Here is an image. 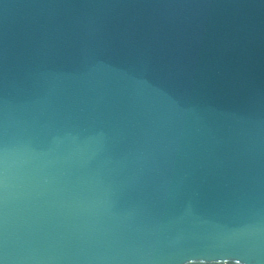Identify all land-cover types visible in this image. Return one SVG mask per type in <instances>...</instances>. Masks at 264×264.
I'll list each match as a JSON object with an SVG mask.
<instances>
[{
  "label": "water",
  "instance_id": "1",
  "mask_svg": "<svg viewBox=\"0 0 264 264\" xmlns=\"http://www.w3.org/2000/svg\"><path fill=\"white\" fill-rule=\"evenodd\" d=\"M261 221L264 0H0V259L264 264Z\"/></svg>",
  "mask_w": 264,
  "mask_h": 264
},
{
  "label": "clouds",
  "instance_id": "2",
  "mask_svg": "<svg viewBox=\"0 0 264 264\" xmlns=\"http://www.w3.org/2000/svg\"><path fill=\"white\" fill-rule=\"evenodd\" d=\"M249 227H251V225L242 223L237 228L239 230H246ZM256 231L261 240H264V221H261L259 224H257ZM0 264H9L7 254H5V257L3 259H0Z\"/></svg>",
  "mask_w": 264,
  "mask_h": 264
}]
</instances>
